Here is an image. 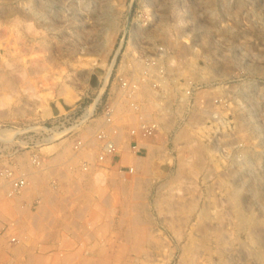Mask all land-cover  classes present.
I'll return each instance as SVG.
<instances>
[{
  "label": "rangeland",
  "instance_id": "374dc122",
  "mask_svg": "<svg viewBox=\"0 0 264 264\" xmlns=\"http://www.w3.org/2000/svg\"><path fill=\"white\" fill-rule=\"evenodd\" d=\"M0 72V264H264V0H0Z\"/></svg>",
  "mask_w": 264,
  "mask_h": 264
},
{
  "label": "crops",
  "instance_id": "0c3cea01",
  "mask_svg": "<svg viewBox=\"0 0 264 264\" xmlns=\"http://www.w3.org/2000/svg\"><path fill=\"white\" fill-rule=\"evenodd\" d=\"M26 190L27 189L24 190V193H22V196L26 195L25 194L27 192ZM44 192L45 191L42 192V191L38 190L37 192H34V194L31 195V196H33L32 197V208H31V211H28V212H29V214L33 215V218L28 217V222H33L34 219L38 218L39 213L41 211H45L47 199L44 197V194H45ZM22 196L17 197L15 202H18V200ZM39 199H40V201H37ZM29 218L32 219V220H30ZM18 223L20 225L19 221H18ZM16 227H17V225H16ZM16 227H15V229H16V232H17V228ZM16 236L19 238V234L16 233ZM2 239H3V243H2V248L1 249L4 252H1V254H2V257H3V261L2 262L4 264H5V262H6V264L9 262V259L6 256V253L9 256H11V258L14 259V261L11 262V264H25V263L26 264H32L34 262V259H35L34 253L35 252L32 249H30V247L28 245L24 246V245H22V244H20L18 242H8L7 241V235H5V234L2 236Z\"/></svg>",
  "mask_w": 264,
  "mask_h": 264
},
{
  "label": "bare ground",
  "instance_id": "6f19581e",
  "mask_svg": "<svg viewBox=\"0 0 264 264\" xmlns=\"http://www.w3.org/2000/svg\"><path fill=\"white\" fill-rule=\"evenodd\" d=\"M3 62V61H2ZM112 64V63H111ZM111 64L108 66V68H107V74H106V79H107V77H108V75H109V73H110V71H111ZM37 65H39V64H37ZM16 66V65H15ZM44 66H45V64H44ZM17 67V66H16ZM40 67V66H39ZM8 70V69H7ZM27 70H29V69H27ZM3 71V70H2ZM26 71V70H25ZM25 71H24V73H25ZM27 74V73H26ZM10 76H12V75H10ZM10 76H8L7 74H5V72H0V78H3L4 80L3 81H1L2 82V84H1V87L3 86V84H5V85H7V86H11V87H14L16 84L10 79ZM132 78V77H131ZM131 78H130V81H131ZM134 78V77H133ZM140 79V78H139ZM129 84H131V83H129ZM30 86V85H29ZM5 87V86H4ZM16 87V86H15ZM60 90V89H59ZM134 95V94H133ZM116 98H117V96H116ZM116 100V99H115ZM114 100V101H115ZM57 102V101H56ZM115 103V102H114ZM113 103V104H114ZM131 105V104H130ZM93 106H94V103H92L91 105H90V107H89V111H92V109H93ZM113 106V105H112ZM111 106V107H112ZM110 107V108H111ZM117 107V106H116ZM115 107V108H116ZM123 107V106H122ZM63 109V108H62ZM121 109V108H120ZM119 110V109H118ZM195 110V109H194ZM204 111V110H203ZM108 112V111H107ZM117 112V111H116ZM111 114H112V112H111ZM129 115V114H128ZM108 118V117H107ZM109 119V118H108ZM107 120V119H106ZM13 131V130H12ZM133 131V130H132ZM8 132H10V129H9V131ZM59 132H61V131H55V133L54 134H59ZM108 132H110L109 130H108ZM14 133V132H13ZM12 133V134H13ZM53 134V135H54ZM140 134V133H139ZM53 135H52V137H53ZM136 135V134H135ZM141 135V134H140ZM58 136V135H57ZM114 136V135H113ZM120 136H121V134H120ZM137 137V136H136ZM141 137V136H140ZM113 139H116V138H113ZM139 139V138H138ZM118 140H119V137H118ZM127 140H128V138H127ZM124 142H125V139H124ZM76 144V143H75ZM106 146V145H105ZM126 146H128V145H126ZM112 150V149H111ZM101 153V152H100ZM111 153H112V151H111ZM108 154V153H107ZM109 155V154H108ZM104 156V155H103ZM106 157V156H105ZM103 159H105V158H103ZM108 159V158H107ZM134 159V158H133ZM135 162V161H134ZM131 166V165H130ZM130 169V168H129ZM18 178H24V177H18V176H16V179H18ZM100 179H101V177H100ZM9 182V194L10 195H14V194H17V193H19V192H21V190L20 191H13V186H12V181H11V179L8 181ZM28 183V178H24V185L23 186H25L26 187V184ZM8 184V183H7ZM24 187V188H25ZM23 188V187H22ZM23 188V189H24Z\"/></svg>",
  "mask_w": 264,
  "mask_h": 264
},
{
  "label": "built area",
  "instance_id": "2783aa9c",
  "mask_svg": "<svg viewBox=\"0 0 264 264\" xmlns=\"http://www.w3.org/2000/svg\"><path fill=\"white\" fill-rule=\"evenodd\" d=\"M11 181H12L13 191H20L22 186L24 185V178L16 179V177L15 178L12 177Z\"/></svg>",
  "mask_w": 264,
  "mask_h": 264
}]
</instances>
